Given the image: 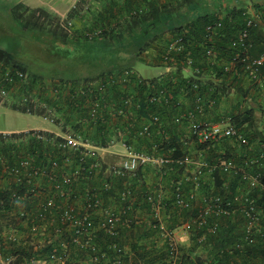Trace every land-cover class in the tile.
Instances as JSON below:
<instances>
[{
	"label": "built area",
	"instance_id": "1",
	"mask_svg": "<svg viewBox=\"0 0 264 264\" xmlns=\"http://www.w3.org/2000/svg\"><path fill=\"white\" fill-rule=\"evenodd\" d=\"M242 15L244 27L228 37L223 53L215 47V43L223 36L220 35L223 17L218 14L213 22L203 28L197 40L193 38L186 42L182 34L175 35L165 48L162 64L166 74L180 69L182 73L191 72L195 77L193 80L198 75H204L202 66L205 64L229 74L231 83L234 77L246 82L249 93L253 94L260 107L256 128L259 143L255 150L250 145L252 130L247 127L248 122L237 126L234 118L224 112L217 113L216 122L207 121V114L214 112L226 97L215 89L216 86L200 92L196 91L198 85L193 84V93L181 89V97L177 99L173 86L170 88L159 83L164 78L161 76L158 84L149 87L151 91L144 100L133 102L132 96L128 95L123 99L124 109L116 111L115 103L111 104L103 97L96 96L100 93L103 95L107 88V84L100 85V80L89 83L87 91L91 97L79 85L56 84L49 91L53 96L65 93L71 100L78 98V95L85 97L82 108L85 117L76 121L82 128L64 129V118L59 115L57 106L46 105L25 92L29 79L27 74L0 62V104L13 105L25 113L42 116L60 130V134L42 130L0 133V191L9 193V200L14 207L22 206L16 211L17 220L27 222L31 230L46 237L49 247L45 258L32 259L26 264H66L72 250L85 253L91 264H103L110 254L113 264H122L125 254L120 244V230L134 223L131 209L139 201L131 180L137 178L139 172L144 174L147 169L165 175L161 171L167 172L169 164L177 165L178 170L183 172L180 180L171 183L173 206L179 210H190L197 201L194 194L186 195L184 185L199 189L207 176L215 179V172L233 175L245 187L234 201L211 193L199 197L198 207L190 223L201 232L198 244L216 235L221 221L235 214L242 219V243L253 245L258 239L264 241V229L261 226L264 211L258 207L254 195L264 194V51L256 57L248 53L250 32L258 28L264 33V20L254 10L246 9ZM191 44L196 45L201 52L198 60L193 58V50L188 48ZM133 73L125 71L118 83L125 84ZM116 77L114 75L110 79ZM60 87H64L65 92ZM93 89L97 93H93ZM186 101L189 106L184 108ZM151 106L156 107V113L148 114L141 121L137 119L133 109H149ZM171 110L175 111L171 120H165L161 111ZM105 112L109 114L108 121L102 117ZM120 119L126 122L123 128L118 126ZM184 122L188 123V141L181 143L183 149L172 148L170 157H165L161 147L166 138L163 130L170 124L177 126ZM96 123H107L99 137L106 141L105 146L95 143L92 136L85 132L87 125ZM136 124L138 128L134 130ZM129 131H133L134 138L146 140L160 136L161 142L153 144L150 151L135 149L125 141ZM193 142L201 145L228 142L231 146L245 148L243 160L235 162L224 158V155L212 161L192 159L185 148ZM39 145H45L48 149L39 151ZM117 145L121 150L112 153L117 157L116 161L105 163L100 153ZM2 147H8V151L3 153ZM144 177L137 180L142 181ZM162 182L163 177L160 175L155 183L156 191H148L140 197L151 213L156 214L161 210ZM117 184L121 188L115 196L116 206H111L108 202L112 199L109 192ZM155 228L160 229L159 233L168 244L171 264H176L178 253L174 235L160 224ZM4 229L8 228L5 226ZM99 234L104 236L103 240L98 239ZM9 240L18 242L15 236L9 237ZM240 247V244H236L234 248L240 250ZM14 261L13 257L0 258V264H13Z\"/></svg>",
	"mask_w": 264,
	"mask_h": 264
},
{
	"label": "trees",
	"instance_id": "2",
	"mask_svg": "<svg viewBox=\"0 0 264 264\" xmlns=\"http://www.w3.org/2000/svg\"><path fill=\"white\" fill-rule=\"evenodd\" d=\"M123 2L126 5V10H125L126 16L125 14L119 15L118 13L117 14L114 13L112 7L110 9H105L102 13L96 15L97 17L95 18V21L92 23L90 27L85 28L88 32H92L93 36L88 38L89 35H83L82 39L86 42V41H96L95 39L97 38L99 40H102L104 43H106L108 42L107 39H110V40L113 38L120 39V38H123V36H127V35L128 36L131 35L133 37L137 36L138 39L139 38L142 39L144 37L145 39L147 35L152 34L153 38H156L158 33L160 34V31H161L160 28H161V24L163 21H162V18L160 17L164 13L163 11L161 12L160 8L158 9V7L168 8L169 13H167V16H169L168 21H170V26H171L170 30L172 31V39L175 35L182 34L186 42L187 40L192 41L193 38L194 39L196 38L197 40L200 34L202 33L203 28L207 24L213 22L216 18L215 14L213 15V14L204 13L202 15L200 14L194 15L192 13L195 17H193L189 22H187L186 25L175 27L178 23H173L172 21L176 19L178 20L180 18L179 16L180 12L178 11V9L181 6L192 4V9L194 10L197 9V7L195 8V6L193 5L192 0H123ZM80 3H82V0ZM107 3L112 4V2H107ZM152 8L154 9L152 10ZM22 10L23 9L19 8L18 6H15L13 8V16L19 24H22V23L25 24L24 26L26 28L34 27V28L44 29L45 27V29H49V28L51 29V25H49V28H48L47 24L44 23L45 21H40L41 17L44 19L51 20V21H46L47 23H50V24H52V22L55 21L53 18L47 16L43 12L29 11L27 9H24L23 11H29L31 12V15H33L32 16L33 21H31L32 19H28L26 22H24L25 18L23 16ZM253 10L257 14H260L262 19L264 20V1L261 3H254ZM149 11L151 12L148 13ZM244 11H246V8H234L233 7V9L223 17V27L220 30V35L223 34V36H221L219 40L215 43V47L217 49H222V51L220 50L222 53L227 47L228 37L236 34L239 30H241L244 27V18L242 15ZM35 14L38 15L36 16V18L34 17ZM119 17L124 18V20L122 21L123 23L120 22ZM51 31L52 32H50L49 34L55 37L56 40H58L60 44L63 46H67L70 40L78 41L77 38H74L72 40L67 34H63L62 32L59 33V31L56 28H54V30H51ZM184 32L185 34H183ZM138 39H135V40L139 42ZM141 42H139L138 45H135L134 54L132 55L130 60H128L129 62L126 65V68H120L118 70L108 71L106 73L101 72L98 74V76H95V77H85L79 83H76L74 81H64V80L52 82L51 84L42 82L43 80H41L40 78L36 79V76L28 72V70L24 67V65H22L20 62H17L14 54H10L9 52L3 49H0V62L6 65H9L14 69L21 70L23 73L27 74L29 79L25 86V92L31 93L32 98L45 102L46 105L54 106V107L57 106L56 109H58L57 111L59 115L63 116L62 118H64V124H63L64 129L65 128L80 129L82 128L80 126L81 124L76 123V121H78L77 119H81L85 117V110L82 109L84 105L85 97L83 95H78L79 96L78 98L71 100L70 99L71 97L69 98V96L65 93L53 96L51 92H49L51 88L55 86L56 84H59V85H65L66 83H71L73 85L76 84V85H79L78 87H80L82 91H85L87 93L88 97H91V95H89L87 91L89 87V83L94 82L96 80L97 81L100 80L99 82L100 85L106 86L107 84V88L104 89L103 95H101L100 93V94H97L96 96L99 98L103 97V99H105L107 102L110 101L109 103L111 104L115 103L116 106L114 107V109L116 111L118 109H124L123 99L127 98L128 95L132 96L133 102L135 101L140 102L144 100L146 96L149 94V92L151 91L149 87L158 84L159 77L157 78L155 77L152 79H144L143 77H140V75H137V73L132 68L128 67V66H131L130 64L134 62L135 60L140 61V56L142 54V51H144L147 47H149V43L147 42L144 43L145 41H143V43ZM133 45L126 46V48L132 49ZM167 45H169V43L165 44V46L159 52V63L161 64H162V56L165 52V48L167 47ZM188 48L193 50L192 56L193 58H195V60H198L201 55L199 48L194 44L189 45ZM262 51H264V33L262 32V30H259L258 28H254L250 32V48H249L248 53L251 56L256 57ZM195 62L198 63V61H195ZM205 67H208L210 71H212L210 72L211 75L212 73H214L215 74L214 76L216 78L220 80L222 79L221 80L222 84L219 85V87H215V89L219 90L221 94L224 93L225 96L227 97L226 92H225L226 91L225 86H226V80L228 79L229 74L223 73L222 70L218 67L211 68L209 66H206L205 64L202 66L203 71L205 70ZM125 71L134 72L133 73L134 75L131 74L128 77V82H126L125 84H123L124 82L118 83L119 77ZM114 75H117L118 77H116L114 80H111L110 77ZM204 75H205V72H204ZM168 76L169 75L165 76L162 79V81L159 83L160 84L164 83V85H167L170 88L173 86V88H175L174 93L177 99H180L181 97V94L179 93L181 89L189 91L190 94L193 93L194 92L193 91L194 88L192 87L193 84L198 85L196 91H200V92L205 91L206 89L213 86L212 85L213 83H208V82L205 83L204 81H202L200 79L202 76H199V75L197 76V79L195 80L183 78L182 72L180 69L171 73L172 78ZM238 84H240V81H238L237 78L234 77L233 85H235L236 87L235 90H238L239 92H241L239 93L241 98L243 96H246L247 94H250L248 91H242L243 89L238 87L239 86ZM60 88L61 90H63V92H65L64 87L63 89L62 87ZM93 93H97V91L93 89ZM239 104L240 103H238V105ZM10 107H12L15 110L21 111L13 105H10ZM133 110L135 111V115L138 117L137 119L141 121L143 119H146L148 117V114L156 113L155 111L157 109L156 107L151 106L149 109L140 108L137 110L135 109ZM21 112L25 113L24 111H21ZM165 112H168V111H161V114ZM169 112L175 113L174 110H171ZM252 112L253 110L251 108H248V110L239 111L235 114L229 113V115H231V117L234 118V122L237 126H241L245 122H248L247 127L252 130V133L250 134V145L252 146L253 150H255V146L258 145L259 140H257L258 138L256 135V130H255L256 128L253 127L254 123H253ZM108 116L109 114H107L106 112L104 115L102 114V117H104L107 121H108L107 119ZM128 121H129V118H128ZM106 125L107 123L106 124L96 123L92 125H87L84 129L87 134L92 136L95 143L101 146H105L106 141L100 139L99 137L102 135L101 130H103ZM118 126L123 128L126 126V122L123 119H120L118 120ZM137 128L138 126L136 124L134 130H136ZM133 136H134L133 131H129V133H127L125 137V141H127V143L132 144L135 147V149H139L138 145L142 144L140 140H144L147 143H149L150 148L152 147L153 144H159L161 142L160 136H154L152 140H146V139H142L138 137L134 138ZM222 143H224L222 145H227L226 143L228 142H222ZM161 147L164 148L163 145ZM7 148L8 147H2L1 151L3 153H6L8 151ZM170 148H174L178 150L175 147H170ZM27 149H29V151L31 150L30 148H27ZM38 149L39 151H46L48 148H46L45 145H39ZM229 149H226L227 152L226 151L224 152V158L232 159L235 162L240 163L243 160V150L245 148H241L238 146H231V148ZM216 155L217 154L214 153L204 159L208 161H212L213 159L218 157ZM172 166L176 168V170L178 169L177 165H172ZM161 172L165 173V175L161 174L158 171L156 172V174L158 175V177L162 175L163 182L170 185L172 182L171 179H173L170 171L167 170V172H165L164 170L163 172L162 170ZM144 175H145V172L144 174L142 172L141 173L139 172L137 175V178L131 180L132 186H133V181H139L137 179L143 178ZM214 177L215 179H214L213 184L216 189L215 194H219L222 197L223 196L225 197L228 195L225 189H223V187L221 186L222 182L229 181L230 187L231 188L233 187V189L235 188H241V190L245 189L244 185L239 181V178L233 175L226 176L218 172H215ZM116 186H119V185L118 184L114 185L112 190L109 192L111 198L113 197L115 198L116 196L115 190L121 188V186H119L118 188ZM171 189L172 188H170V190ZM253 193L254 192H252L251 195H253ZM211 194H213V192ZM260 194H261V198L260 200L257 201V204H258V207H260L264 211V194L262 193ZM234 195H236V189L233 195H230V197ZM111 200L108 202H111ZM171 203L173 205L172 197H171ZM13 208H14V205L9 200V193L5 191H0V228L2 225L8 224L5 221V214L9 212L10 210H12ZM174 208L177 211L175 214H178L179 212H183V211L185 212L189 211V210H179L176 207ZM233 217L236 219V216L233 215ZM230 219L231 218L224 219L216 235L209 236L205 240V242L202 244H198L197 242V239L199 235L201 234V232L197 231L194 228L193 232L191 233V238H190L191 249L192 247H194L193 249L200 248L204 250L208 247V245L211 246L210 247L211 250L208 251V254H207L208 259H206L208 260L206 261L208 263H206L203 260H200L199 258L195 259L189 253V254H181V255L178 254V258H177L178 264H189V263H193V264H264V241L258 239L253 245H247L246 243H241L240 241L242 240L241 239L242 234L236 228H237V224L238 225L242 224V220L240 219L239 221H236L237 223L230 224ZM261 226L264 229V215L261 221ZM238 229L241 230V225H240V228ZM103 238L104 236L102 234L98 235V239L103 240ZM106 240L107 238H105L104 241ZM236 244H240L241 246L240 250L230 249L232 245L235 247ZM228 246L230 247L228 248ZM0 247H1V241H0ZM9 247L10 249L7 251L8 252L7 255H9V257L13 256L15 258L14 264L27 263L31 261L32 259H43L45 258V256H40V254L42 253L46 255L47 251L49 250V247L41 248L40 250H38L39 252V256H38L36 255L35 252H33L32 248H27L26 246L25 247L9 246ZM5 252H2V253L4 254ZM79 253H81L83 258L87 257L85 253L83 252H79ZM137 259L139 263L142 264L141 262L142 258L139 256ZM67 264H70V263L67 262ZM71 264H74V263L72 262ZM164 264H167V262Z\"/></svg>",
	"mask_w": 264,
	"mask_h": 264
},
{
	"label": "crops",
	"instance_id": "3",
	"mask_svg": "<svg viewBox=\"0 0 264 264\" xmlns=\"http://www.w3.org/2000/svg\"><path fill=\"white\" fill-rule=\"evenodd\" d=\"M192 1H193V5L195 6V8L197 7V9L195 10L192 9V4L181 6L178 9V11L180 12V15H179L180 18L178 20L176 19L172 21L173 23H178L175 27L186 25V23L189 22L193 17H195L194 15H197V14L202 15L204 13H208V14L218 15V13H220L219 15L224 17L226 14H228L233 9V7L240 8V7H236L235 5H233V6L222 7L220 9L217 8L216 10L205 11L203 10L204 7L196 6V4L199 3V0H192ZM263 1L264 0H260L259 2H256V3H261ZM80 2L81 0H19L12 6L11 11L13 14V8L15 6H18L19 8L23 10L27 9L29 11L43 12L47 16L53 18L54 20L66 21L65 23L68 26H71V24H73L75 26L74 27L75 29L76 27L77 28L80 27L81 29L90 27L92 23L95 21V18L97 17L96 15L102 13L105 9H110L111 7L114 13L116 14L118 13L119 15L125 14L126 16V13H125L126 5L124 4L123 0H111V1L110 0L109 1L108 0H82V3ZM107 2H112V4H108ZM159 8L161 12L162 11L164 12L160 17L162 18V21H163L161 24V28H160L161 29L160 34L158 33L156 38H153L152 34L146 36V38L143 41H145L144 43L146 42L149 43V47H147L144 51H142L139 62L147 66H156V67H161L163 69L161 73H159L156 76H153L154 78L161 77V76L165 77L167 75H169L168 77L172 78L171 73L166 74L165 67L161 63H159L160 50L165 46V44L170 43V41L172 40V31L170 30L171 29L170 21H168L169 16H167V13H169L168 8L158 7V9ZM153 9L154 8H152V10ZM151 11H149L148 13H150ZM119 19H120V22L123 23L122 21L124 20V18L119 17ZM135 39H138V37L137 36L133 37L131 35L123 36V38L116 39L120 42L123 41V44L127 46H132L134 44L132 49H128V53H129L128 60H130V58L134 54L135 45L139 44V42H137V40ZM111 40L107 39L108 42H110ZM124 40H126V42H124ZM100 41L103 42L102 40ZM143 41L141 43H143ZM0 49H3V48L0 47ZM3 50L9 52L10 54H13L9 50H6V49H3ZM220 50L222 51V49H219V51ZM17 62H20V61L17 60ZM128 67L131 68L130 66ZM121 68H126V66L121 67ZM108 71H115V70L110 69L107 71H102V73L103 72L106 73ZM134 71L137 73L136 70ZM204 72H205V75L200 78L202 81H204L205 83L206 82L213 83L212 85L216 87H219V85L222 84L221 82L222 79L220 80L216 78L214 76L215 75L214 73H212L211 75L210 72L212 71H210L208 67H205ZM99 73L101 72H97L93 74L85 73L77 79H72L70 77H53V78L45 79L37 74H34V76H36V79L40 78L41 80H43L42 82L49 83V84H51L52 82H57L59 80L74 81L76 83H79L85 77H95V76H98ZM153 77L144 78V79H152ZM182 77L186 79H192V80L195 78L191 74V72L182 73ZM238 85H239L238 87L245 89V91L250 92V88L248 84H246V82L242 81ZM227 86L234 88V89L236 88L235 85H233V83L229 81V79L226 80L225 87ZM235 91L237 92L238 90H235ZM225 99L226 97L222 99L220 106L214 112H212L211 114L209 113L207 114L208 115L206 118L207 121L216 122L217 121L216 116L218 112H224L225 114H228V113L235 114L239 112L238 104H235L236 103L235 101L230 100L227 104L224 105L223 103ZM187 106H189V102L186 101L184 104V108H186ZM10 108L13 109L12 107ZM173 114L174 113H171L169 111L165 112L163 115L164 119L171 120ZM3 126H4L3 123H0V133L27 131V130H7ZM42 131L60 134V130L57 127H55V130H42ZM163 131L166 134L165 142L162 143V145L164 146V148L162 147L163 148L162 152L164 153L165 157H170V154H171L170 150L172 149L170 147H175L179 150L183 149L181 143L183 141H188V138L190 135L188 123L186 122L180 125H177V126L175 125L173 126L170 124V127L165 128ZM140 141L142 142V144L140 145L138 143L139 144L138 148L142 150L150 151L151 148L149 147L150 146L149 143H147L144 140H140ZM220 148H221V145H201V144H197L193 142V143H189L188 147L185 148V150L192 159H198V158L203 159V158H207L208 156L214 153L217 154L216 156H220L221 154H223L220 151ZM120 150H121L120 146L117 145V146L108 148L107 150L101 152L100 154L105 163L106 162L111 163V162H115L117 159V157L112 153L118 152ZM172 165L174 164H169L167 166L173 178L171 180L172 181L180 180L183 177V172L178 169L176 170V168H174ZM151 171H152L151 169L146 170L145 176L151 173ZM164 183L165 182H162L163 187L161 189V192L163 195L161 210L160 211L158 210V212L155 214L153 212L151 213L149 208H147L148 207L147 204H144V202L140 199L141 195L146 194V192L148 191L155 190V185L154 186L152 185L153 182H150V183L148 182L147 184L145 183V179L142 181L141 180L133 181V190L136 193V195L139 196V201L136 204L132 205L133 207L131 209V214L134 217V223L132 224L131 227H128V226L122 227L120 230L121 232L120 244L125 254L122 264H140L137 259L139 256L142 258V261H141L142 264H164L166 262L167 264H171L172 260L169 258V255H168V244L166 243V241L162 238L161 234L159 233L160 229L155 228V226L158 224H160L166 231H169L174 235L178 254L181 255V254L190 253L195 259L199 258L200 260H203L205 262L208 261L206 259H208L207 258L208 251L211 250L210 245H208V247L204 250L200 248L193 249L194 247H192L191 249L190 238H191V233L194 230V227L191 226L190 223L194 217L195 210L198 207L199 197L202 195L210 194L212 192L213 194H215L216 189L213 184L214 180L210 178V176H207L202 181L200 188L196 190H194L193 187L189 185H184V191L186 195L194 194L197 201H195L192 209H190L187 212L185 211L179 212L178 214H175L177 211L175 210L174 206L171 203V190H170L171 184L169 185L165 183L164 185ZM119 186H116V187L118 188ZM221 186L223 187V189H225V191L228 194L227 196H225V198L228 197L231 200L237 198V195L240 192H242L241 188H235L236 195L230 197V195H233V193L235 192V189H233V187L232 188L230 187V182L228 181V182L222 183ZM117 190L118 189L115 190V195L117 193ZM260 198H261V195H259L258 193H255L256 201L260 200ZM109 205L116 206L114 197L112 198L111 202H109ZM21 207H22L21 205H16L11 212H7L5 214V221L8 224L2 225L0 228V241H1L0 258H3V259L9 258V255H7L8 253L7 251L10 249L9 246H15V247L16 246H20V247L26 246L27 248H32L33 252H35L36 255L38 256H39L38 250H40L43 247H48V245L46 244V237L38 234L37 231L31 230V227L27 222L17 220L16 211L17 209H20ZM117 207H118V204H117ZM155 215L157 216L156 218H155ZM234 216H236V219L234 217H231L230 224L237 223L236 221H239L241 219L239 215H234ZM223 221L224 220H222L221 222L223 223ZM240 225H241V230H242V224ZM240 225L237 224V228H236L239 232H241V230L238 229L240 228ZM5 226L8 229H4ZM174 226L176 227L174 228ZM11 236H15L18 242H11L9 240V237ZM241 239H242V236H241ZM240 242L242 243V240ZM229 247L230 246H228V248ZM230 249L235 250L233 245ZM2 252H5V253L3 254ZM40 256H45V255L41 253ZM33 260H37V259H33ZM67 262L70 264L72 262L74 264H91L89 259H87V257L83 258L81 253L75 250H72L70 252V258ZM175 263L178 264V261H176ZM21 264H26V263H21ZM52 264H58V263H52ZM103 264H113L111 254L108 255L107 259L103 262ZM189 264H193V263H189Z\"/></svg>",
	"mask_w": 264,
	"mask_h": 264
},
{
	"label": "rangeland",
	"instance_id": "4",
	"mask_svg": "<svg viewBox=\"0 0 264 264\" xmlns=\"http://www.w3.org/2000/svg\"><path fill=\"white\" fill-rule=\"evenodd\" d=\"M19 0H0V47L11 51L17 60L28 70V72L40 75L43 78L53 77H70L77 79L81 75L88 73L107 71L110 69H119L128 64L129 53L127 45L123 41L112 39L110 42L84 41L83 35L92 37V32L81 29L73 24L68 26L66 21H53L52 24L46 21L48 19L40 18V21L51 25V29L43 28H26L25 24H19L11 11L12 6ZM260 0H199L196 6L204 7L203 10H216L226 6H233L253 10V4ZM23 11V10H22ZM24 22L33 18L31 12L23 11ZM38 16L35 14V18ZM44 25V24H42ZM56 25V26H55ZM43 27V26H42ZM56 28L59 33L67 34L71 39L77 38L79 41H69L67 46L60 44L50 32ZM58 33V34H59ZM139 42L144 40L138 39ZM126 42V40H124ZM131 68L143 78H151L163 71L161 67L147 66L138 60L130 64ZM154 78V77H153ZM247 84V83H246ZM242 91H245L243 89ZM226 99L224 105L230 100L238 104V111L253 110V127L257 128L259 118V108L256 98L253 94H247L241 98V92L235 91L234 88L226 87ZM240 96V97H239ZM245 97V98H244ZM0 123L7 130H55V126L42 116L22 113L13 110L8 105L0 104ZM256 130V129H255ZM220 151L224 155L226 149L231 148L230 144L222 145ZM226 148V149H225ZM230 150V149H229ZM227 152V151H226ZM107 164H110L106 162ZM112 163V162H111ZM157 170H152L144 179L145 183L153 182V186L158 180ZM142 179V180H144ZM149 186V185H148ZM176 226H174L175 228Z\"/></svg>",
	"mask_w": 264,
	"mask_h": 264
}]
</instances>
